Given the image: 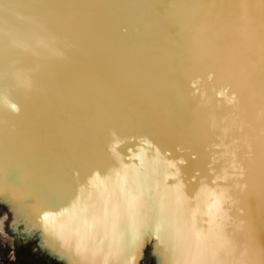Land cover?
Returning a JSON list of instances; mask_svg holds the SVG:
<instances>
[{"label":"bare ground","instance_id":"1","mask_svg":"<svg viewBox=\"0 0 264 264\" xmlns=\"http://www.w3.org/2000/svg\"><path fill=\"white\" fill-rule=\"evenodd\" d=\"M110 1L154 44L128 70L60 37L93 0H0V233L137 264L158 222L148 261L264 264V0Z\"/></svg>","mask_w":264,"mask_h":264},{"label":"rangeland","instance_id":"2","mask_svg":"<svg viewBox=\"0 0 264 264\" xmlns=\"http://www.w3.org/2000/svg\"><path fill=\"white\" fill-rule=\"evenodd\" d=\"M109 2L111 1L93 0L95 7L91 10H89L86 5L78 7L77 11L84 14V17L82 18L83 21H79L73 14L71 15L68 12L65 13L62 17V20L64 19L63 26H67V23H69L68 21H70L75 22V28L65 27L62 29V32L60 30V37L63 40L74 44L81 41H79L81 36H84L83 39H88L92 46L87 50L85 59L89 57L92 62L91 66L103 70L104 66L112 64V66L117 65L118 67H123L125 70H128L132 68L133 65H136L137 62V59L132 58L131 55L135 56L132 52L137 51V49L140 48L139 46L142 45L145 48V51L154 50V44L151 45L153 49H150V39L146 37H150V32H148L147 29H140V31H138L133 28V25L135 24L133 20L135 19L133 15H129L130 17L128 16L129 12L125 9L123 5L124 3L119 2L115 6H112ZM131 30L141 36L136 38L132 37ZM118 34L123 38V42L116 37ZM126 45H131L130 52L128 49L129 47L127 48ZM62 46L64 48L65 44H62ZM166 50L169 54L167 56L170 58L171 55L167 47ZM127 55L131 56V60L130 57H121ZM232 67L233 66H226L225 68V71L230 73V75L233 73ZM242 70L244 69L242 68ZM247 162L248 164L246 165L250 167L251 165L249 164L248 158ZM27 185L31 186V183L27 182ZM245 194H247L248 200L249 193H247L246 187ZM34 196L35 193L29 191L25 195L22 194L15 196L16 198L14 197V199L15 201H22L23 203L32 201L31 198ZM7 210V204L5 205L0 202V218L4 217ZM4 228H6V223ZM165 229V225L156 222V224L152 225V233H147L143 236L144 242L141 247L142 253L137 264H156L154 258L149 261L147 260L146 255L147 257L150 256L147 251L150 244L157 239L155 232L164 231ZM41 239L42 237L40 236L39 231L32 236H22L18 238L17 236H9V234L6 235L0 233V264H63V261L53 253L50 254L47 248L41 249L39 247L38 243Z\"/></svg>","mask_w":264,"mask_h":264},{"label":"snow or ice","instance_id":"3","mask_svg":"<svg viewBox=\"0 0 264 264\" xmlns=\"http://www.w3.org/2000/svg\"><path fill=\"white\" fill-rule=\"evenodd\" d=\"M241 3H243V0H241ZM261 25H262V29H264V13H262ZM262 44H264V31H262ZM11 107L13 109H15V105H11ZM136 199H138V198L134 197L132 200H130V204L134 205L136 202ZM177 202L179 203V200ZM74 207H76L75 204H74ZM77 211L79 213H81V219H82L83 223L85 225H87V212H88L87 208H78ZM43 220L45 222H47L49 220V217L47 215H45V216H43ZM166 264H167V262H166Z\"/></svg>","mask_w":264,"mask_h":264}]
</instances>
